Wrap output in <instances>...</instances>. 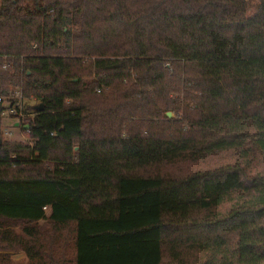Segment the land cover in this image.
<instances>
[{
	"label": "trees",
	"instance_id": "trees-1",
	"mask_svg": "<svg viewBox=\"0 0 264 264\" xmlns=\"http://www.w3.org/2000/svg\"><path fill=\"white\" fill-rule=\"evenodd\" d=\"M14 88L39 103L11 141L0 102V248L27 261L0 264H264V0H0Z\"/></svg>",
	"mask_w": 264,
	"mask_h": 264
},
{
	"label": "rangeland",
	"instance_id": "rangeland-1",
	"mask_svg": "<svg viewBox=\"0 0 264 264\" xmlns=\"http://www.w3.org/2000/svg\"><path fill=\"white\" fill-rule=\"evenodd\" d=\"M98 79V77H93V80ZM19 88H14L12 89L9 94L13 91V90H17ZM68 103L71 102V99L67 100ZM38 99L35 97L32 98H28L26 99L24 97V107H25V112L28 114L27 117H30L33 115L32 112H28L26 110V104L27 105H34L37 104ZM168 112H172V116L168 115ZM164 118H169V119H173V120H180L182 121L184 124V129L186 130L188 129V122L186 121V119L184 118V114L182 111L177 112V111H166L164 113ZM15 121L12 119H2V130H3V134L4 137L8 140L11 141H26L29 140V134L26 130H24V125L22 126V124L20 126H17L14 124ZM6 130H10L12 131V135H6L5 131ZM231 154L230 153H223V154H215L213 156H209L206 159H191L189 157H185V158H180L177 161H173V162H162L160 164H155V165H151V166H147L144 167L142 169H139L137 171V173L139 174H145V175H154V174H164V175H176V174H184L187 173L189 171H192L196 168H212L215 167L217 165H221V164H225L226 162H232L234 161V159H231ZM23 227L24 224L23 223H13L10 226L4 227V228H10L12 229L15 233L19 234L22 237H25V234L23 232ZM38 227L40 228V230L45 231L46 229L50 230L51 229V225L49 224L48 221L45 220H41L38 223ZM5 256H8L9 259H11L13 262L16 263H21V262H26L27 261V257H26V253L23 249L17 247L14 249H3L0 248V263L1 261L4 259Z\"/></svg>",
	"mask_w": 264,
	"mask_h": 264
},
{
	"label": "built area",
	"instance_id": "built-area-1",
	"mask_svg": "<svg viewBox=\"0 0 264 264\" xmlns=\"http://www.w3.org/2000/svg\"><path fill=\"white\" fill-rule=\"evenodd\" d=\"M0 102L2 106V119H12L16 123L18 122L19 126L26 124L24 120L28 114L25 112L24 95L20 88L0 97ZM5 134L12 135V131L6 130ZM45 209L47 210L48 208L45 207Z\"/></svg>",
	"mask_w": 264,
	"mask_h": 264
},
{
	"label": "water",
	"instance_id": "water-1",
	"mask_svg": "<svg viewBox=\"0 0 264 264\" xmlns=\"http://www.w3.org/2000/svg\"><path fill=\"white\" fill-rule=\"evenodd\" d=\"M39 109H40V110L42 109V104H41V106H40V108H39ZM168 115H169V116H172V112H168ZM16 125L18 126V125H19V123L17 122V123H16ZM24 128H25V129H28V128H29V124H28V123H27V124H25V125H24Z\"/></svg>",
	"mask_w": 264,
	"mask_h": 264
},
{
	"label": "crops",
	"instance_id": "crops-1",
	"mask_svg": "<svg viewBox=\"0 0 264 264\" xmlns=\"http://www.w3.org/2000/svg\"><path fill=\"white\" fill-rule=\"evenodd\" d=\"M15 125H16V122H15ZM19 126V125H18Z\"/></svg>",
	"mask_w": 264,
	"mask_h": 264
}]
</instances>
